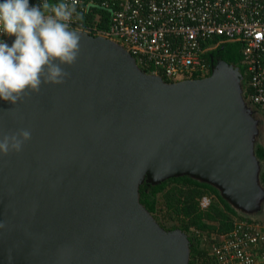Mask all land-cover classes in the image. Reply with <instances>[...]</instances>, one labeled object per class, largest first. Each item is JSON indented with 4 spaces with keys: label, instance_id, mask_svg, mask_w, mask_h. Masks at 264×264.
<instances>
[{
    "label": "water",
    "instance_id": "95a60500",
    "mask_svg": "<svg viewBox=\"0 0 264 264\" xmlns=\"http://www.w3.org/2000/svg\"><path fill=\"white\" fill-rule=\"evenodd\" d=\"M78 32L65 83L0 101V135L31 130L22 151L0 154V264H189V236L139 202L145 177L187 175L255 219L260 122L239 68L212 57L208 77L166 82L118 43Z\"/></svg>",
    "mask_w": 264,
    "mask_h": 264
},
{
    "label": "built area",
    "instance_id": "2783aa9c",
    "mask_svg": "<svg viewBox=\"0 0 264 264\" xmlns=\"http://www.w3.org/2000/svg\"><path fill=\"white\" fill-rule=\"evenodd\" d=\"M95 8L110 12L107 29L85 22ZM76 14L70 28L118 43L140 69L171 83L208 77L210 53L225 43L239 44L248 99L264 118V0H102L97 5L77 0ZM211 202L204 196L199 206L206 209ZM208 250L215 264H264V219L236 220Z\"/></svg>",
    "mask_w": 264,
    "mask_h": 264
},
{
    "label": "clouds",
    "instance_id": "9594fccd",
    "mask_svg": "<svg viewBox=\"0 0 264 264\" xmlns=\"http://www.w3.org/2000/svg\"><path fill=\"white\" fill-rule=\"evenodd\" d=\"M76 4L0 2V36L14 37L11 46L0 40V101L16 105L42 85L65 83L70 76L66 68L76 63L80 52L81 36L70 28ZM30 139V129L0 135V154L18 153Z\"/></svg>",
    "mask_w": 264,
    "mask_h": 264
},
{
    "label": "trees",
    "instance_id": "16d2710c",
    "mask_svg": "<svg viewBox=\"0 0 264 264\" xmlns=\"http://www.w3.org/2000/svg\"><path fill=\"white\" fill-rule=\"evenodd\" d=\"M109 16L108 10L95 8L85 18V22L99 29H107ZM210 54L214 59L223 60L239 68L245 97L248 99L251 89L245 68L241 64L239 44H222ZM257 156L264 162V146L258 147ZM262 182L264 184V174ZM138 194L139 202L160 227L167 231L180 230L189 236V264H215L210 256L209 246L218 241L219 235L229 232L236 220L244 219L240 215L237 216L213 187L199 183L187 175L171 177L157 184L149 182L145 177L138 185ZM203 196L212 198L206 209L199 206V200Z\"/></svg>",
    "mask_w": 264,
    "mask_h": 264
},
{
    "label": "rangeland",
    "instance_id": "374dc122",
    "mask_svg": "<svg viewBox=\"0 0 264 264\" xmlns=\"http://www.w3.org/2000/svg\"><path fill=\"white\" fill-rule=\"evenodd\" d=\"M216 61H217V58H216ZM242 85H243V82H242ZM244 88V87H243ZM248 102V101H247ZM252 110H253V113H254V117L256 118V119H258V121L260 122V126L258 127V130H259V132H260V135L256 138V140H257V144H252V147H254V148H258L259 146H264V144H263V141H264V120H263V115H262V113L260 112V111H258L257 109H256V107H254V106H252V105H250V104H247ZM254 148H252L250 151H251V154H253V152H252V150L254 149ZM255 151V150H254ZM264 172V166H263V168H262V173ZM261 182H262V179H261ZM262 186H263V188H264V184H263V182H262ZM263 211V212H262ZM262 211H261V213L260 214H258V215H255L256 216V218H261V217H264V205H263V208H262ZM236 214H237V212H236ZM239 215L241 216V217H244V215H242V214H240L239 213ZM237 216H238V214H237ZM254 215H253V217H255ZM246 217H249V216H246ZM207 245H209V243H207Z\"/></svg>",
    "mask_w": 264,
    "mask_h": 264
},
{
    "label": "crops",
    "instance_id": "0c3cea01",
    "mask_svg": "<svg viewBox=\"0 0 264 264\" xmlns=\"http://www.w3.org/2000/svg\"><path fill=\"white\" fill-rule=\"evenodd\" d=\"M81 1L86 2V3H92L93 5H97L102 0H81ZM49 2L55 3V2H58V0H49ZM263 144H264V141H263ZM259 147H262V146H259ZM260 219H264V217H261Z\"/></svg>",
    "mask_w": 264,
    "mask_h": 264
},
{
    "label": "flooded vegetation",
    "instance_id": "af4514ba",
    "mask_svg": "<svg viewBox=\"0 0 264 264\" xmlns=\"http://www.w3.org/2000/svg\"><path fill=\"white\" fill-rule=\"evenodd\" d=\"M222 49V48H221Z\"/></svg>",
    "mask_w": 264,
    "mask_h": 264
}]
</instances>
